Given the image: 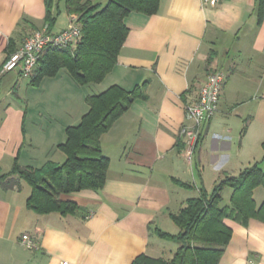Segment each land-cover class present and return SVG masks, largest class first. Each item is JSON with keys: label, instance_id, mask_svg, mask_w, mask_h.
Here are the masks:
<instances>
[{"label": "crops", "instance_id": "0c3cea01", "mask_svg": "<svg viewBox=\"0 0 264 264\" xmlns=\"http://www.w3.org/2000/svg\"><path fill=\"white\" fill-rule=\"evenodd\" d=\"M55 1L60 14L63 3ZM256 3L160 0L154 14L129 13L117 62L99 83L78 85L65 69L38 85L26 84L18 70L0 74V172L15 160L33 167L63 162L57 145L87 111V95L114 84L140 85L144 94L100 138L109 158L103 186L62 195L79 206L75 213H36L26 206V182L0 185V264H131L141 253L157 256L166 240L153 228L176 233L170 213L200 187L210 191L224 173L236 175L254 162L264 171V16L258 24ZM46 10V0H0V67L9 41L18 48L45 24ZM66 14V24L51 31L67 25ZM216 69L226 73L218 110L188 160L179 138L185 103ZM253 198L261 203L264 188L256 187ZM225 222L231 236L218 264H264V222ZM26 232L37 238L36 248L21 244Z\"/></svg>", "mask_w": 264, "mask_h": 264}, {"label": "trees", "instance_id": "16d2710c", "mask_svg": "<svg viewBox=\"0 0 264 264\" xmlns=\"http://www.w3.org/2000/svg\"><path fill=\"white\" fill-rule=\"evenodd\" d=\"M59 1L68 14H77L81 37L74 47L45 49L29 77L31 85H38L43 77L57 75L61 69L78 85L101 82L116 64L128 34L125 17L131 12L154 14L160 4V0H106L104 4L90 0ZM46 9L45 23L51 29L59 14V5L55 0H46ZM255 10L259 24L264 16V0H257ZM7 48L8 52L15 50L11 41ZM214 54L213 50L209 52L207 64ZM136 97H144L140 85L127 90L114 84L100 93L87 95V111L77 124L65 128L66 139L57 145L65 154L64 161L47 160L33 167L20 165L15 160L8 172H0L1 187L11 189L23 180L30 187L26 198L29 209L39 214L75 213L79 206L74 201L63 200L62 195L83 189L97 191L103 186L109 158L102 152L100 138ZM261 144L264 148V139ZM175 182L190 186L178 179ZM258 186L264 188V171L254 162L236 175L224 173L210 191L200 187L198 195L189 197L177 212L170 213L177 226L176 233L153 228L159 238L176 244L172 253L169 256L141 253L131 264H218L231 236L225 220L243 225L250 218L264 222V199L257 204L253 198V190ZM225 187L232 191L228 203L221 205Z\"/></svg>", "mask_w": 264, "mask_h": 264}, {"label": "built area", "instance_id": "2783aa9c", "mask_svg": "<svg viewBox=\"0 0 264 264\" xmlns=\"http://www.w3.org/2000/svg\"><path fill=\"white\" fill-rule=\"evenodd\" d=\"M202 1L211 5L219 2V0ZM80 37L81 25L76 18L56 32L45 26L24 38L19 48L8 55L0 72L18 70L21 77H30L46 48L75 46ZM225 78L226 73L223 70H213L207 75L197 94L185 103V121L179 128V138L184 145V155L188 160L202 136L203 124L218 110L220 92ZM20 242L28 249H34L37 246V238L27 232L21 235ZM62 264H68V261H63Z\"/></svg>", "mask_w": 264, "mask_h": 264}, {"label": "rangeland", "instance_id": "374dc122", "mask_svg": "<svg viewBox=\"0 0 264 264\" xmlns=\"http://www.w3.org/2000/svg\"><path fill=\"white\" fill-rule=\"evenodd\" d=\"M90 2H92V3H101V4H104L105 2H106V0H90ZM69 15V21H68V23L70 22V20H72L73 18H76V21L78 22V19H77V14H75V13H72V14H68ZM66 22H67V14H66V11L63 9V8H61V13L59 14V16H58V19H57V22L55 23V25H54V27H55V29H57L58 27H61V26H63L64 24H66ZM67 23V24H68ZM79 23V22H78ZM48 27V25L45 23V24H43L42 26H40V27H38V28H35V29H33L32 31H30L27 35H25L24 36V38H26L28 35H30V34H32L34 31H36V30H41V29H43V27ZM49 29V28H48ZM50 30V29H49ZM24 38H23V40H24ZM22 40V41H23ZM22 43V42H21ZM20 46V45H19ZM19 46H18V48H19ZM72 47H74V46H72ZM17 49V48H16ZM47 49V48H46ZM11 53V52H10ZM9 53V54H10ZM8 54V55H9ZM8 57V56H7ZM6 60V59H5ZM4 63H5V61L2 63V65H1V67H0V71L2 70V68H3V65H4ZM64 70V69H63ZM10 71H12V70H10ZM5 72H8V71H4V72H0V74H3V73H5ZM22 78H24L23 79V81L24 82H27L26 84H28V82H29V79H27L26 77H22ZM41 101H43L42 99H40L39 100V102H41ZM225 190H228V191H230L231 189L230 188H226ZM228 191H224V193H223V200H222V202H221V205H224V204H226V203H228V196H227V192ZM175 247H176V244L174 243V242H172V241H163V244H162V247H161V250H160V252H159V254H157V256H169L171 253H172V251L175 249Z\"/></svg>", "mask_w": 264, "mask_h": 264}]
</instances>
